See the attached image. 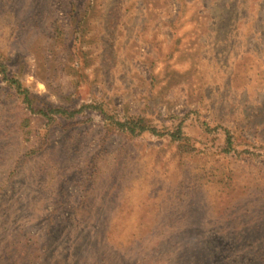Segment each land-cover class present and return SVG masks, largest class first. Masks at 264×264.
Listing matches in <instances>:
<instances>
[{
    "label": "rangeland",
    "instance_id": "1",
    "mask_svg": "<svg viewBox=\"0 0 264 264\" xmlns=\"http://www.w3.org/2000/svg\"><path fill=\"white\" fill-rule=\"evenodd\" d=\"M0 264H264V0H0Z\"/></svg>",
    "mask_w": 264,
    "mask_h": 264
},
{
    "label": "trees",
    "instance_id": "2",
    "mask_svg": "<svg viewBox=\"0 0 264 264\" xmlns=\"http://www.w3.org/2000/svg\"><path fill=\"white\" fill-rule=\"evenodd\" d=\"M126 129H128V128H126ZM136 129H137V124H135V128L134 129L131 128L129 130V132L134 133V132H136ZM142 130H145V129H142ZM225 137H226L227 146L230 147L233 144V136L231 135V133L229 131H226Z\"/></svg>",
    "mask_w": 264,
    "mask_h": 264
}]
</instances>
